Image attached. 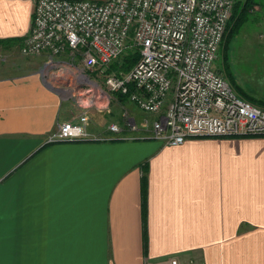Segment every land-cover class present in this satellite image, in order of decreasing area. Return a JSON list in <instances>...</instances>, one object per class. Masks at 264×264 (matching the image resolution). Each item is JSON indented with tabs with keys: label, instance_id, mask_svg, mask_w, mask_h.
<instances>
[{
	"label": "crops",
	"instance_id": "1",
	"mask_svg": "<svg viewBox=\"0 0 264 264\" xmlns=\"http://www.w3.org/2000/svg\"><path fill=\"white\" fill-rule=\"evenodd\" d=\"M33 5L0 0V264H264V135L168 145L90 113L112 139L47 142L73 116L20 52Z\"/></svg>",
	"mask_w": 264,
	"mask_h": 264
},
{
	"label": "built area",
	"instance_id": "2",
	"mask_svg": "<svg viewBox=\"0 0 264 264\" xmlns=\"http://www.w3.org/2000/svg\"><path fill=\"white\" fill-rule=\"evenodd\" d=\"M33 1L20 52L44 54L46 83L82 108L58 122L47 142L112 139L91 135L87 125L91 107L106 108L115 93L153 115L144 124L168 145L190 136L264 135V106L238 94L214 68L235 0ZM133 48L139 58L128 71L109 70ZM122 115L136 130L135 118ZM108 130L121 132L115 122Z\"/></svg>",
	"mask_w": 264,
	"mask_h": 264
},
{
	"label": "rangeland",
	"instance_id": "3",
	"mask_svg": "<svg viewBox=\"0 0 264 264\" xmlns=\"http://www.w3.org/2000/svg\"><path fill=\"white\" fill-rule=\"evenodd\" d=\"M238 1L243 2L244 0H235V3H237ZM256 1L257 3L254 4L253 7L248 9L247 18L240 25L237 32L229 41L226 50H222V42L220 43L217 57L214 62V68L228 80L231 87L238 94L243 96V94L241 93L243 92L244 94H247L248 96L253 97L256 100L264 102V0ZM233 9L229 16V19L232 15ZM227 24L225 26L223 36L225 34ZM17 56V64H22V61H25L32 66H35L36 64L32 59H40L38 57L31 56L24 57L23 55L19 54V52L17 53ZM38 65H40L42 69L43 60L42 62L39 60ZM38 72L41 76V70ZM47 77L49 76L45 75V77H42L45 79V82H49ZM62 93L67 96L65 92ZM67 102L70 103L72 107L71 114L73 116V120L76 118L79 111L82 110V108L80 106L74 105L73 99L70 97H67ZM127 102L128 101L122 102L118 100L115 94H113L106 108L91 107V122L96 124V121L100 117L104 121H110L114 120V118H117L115 119V123H117L118 121L120 122V119H122L123 117V112H126V115H128L129 111H131L130 107H128L129 104ZM131 107L135 106L131 104ZM136 111L137 119H135V121L142 120V123H144V117H147L149 120H151V114L144 113V115L137 109ZM110 123L112 122H108L107 125H109ZM149 124L150 122H148V125Z\"/></svg>",
	"mask_w": 264,
	"mask_h": 264
},
{
	"label": "trees",
	"instance_id": "4",
	"mask_svg": "<svg viewBox=\"0 0 264 264\" xmlns=\"http://www.w3.org/2000/svg\"><path fill=\"white\" fill-rule=\"evenodd\" d=\"M256 0H244L243 2L238 1L237 3H234V9L232 12V15L228 21L227 28L225 31V34L222 39V50H226L229 41L233 37V35L237 32L239 29L240 25L244 22V20L247 18V13L248 9L253 7L254 4H256ZM139 58V51L136 48H133L131 50H128L125 54L121 55L118 57L116 60H114L110 65H109V70H115V71H128L138 60ZM249 101L256 105L264 106V102L260 100H256L253 97L248 96L247 94H244L241 92ZM115 96L117 97L118 100L124 102L128 101V98L124 94H119L115 93ZM129 103V101L127 102ZM144 178V177H143ZM144 185V181H143ZM143 191L144 187L142 186ZM144 193V192H143ZM144 196V194H143ZM143 235V239H145Z\"/></svg>",
	"mask_w": 264,
	"mask_h": 264
},
{
	"label": "water",
	"instance_id": "5",
	"mask_svg": "<svg viewBox=\"0 0 264 264\" xmlns=\"http://www.w3.org/2000/svg\"><path fill=\"white\" fill-rule=\"evenodd\" d=\"M46 86H47L49 89L53 90V91H56V92H58V93L63 94L62 91H61L60 89H57V88L52 87L49 83H46Z\"/></svg>",
	"mask_w": 264,
	"mask_h": 264
}]
</instances>
